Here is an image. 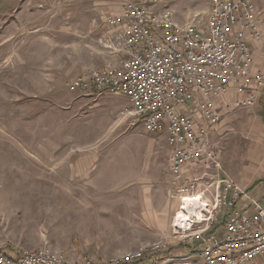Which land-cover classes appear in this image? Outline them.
<instances>
[{
	"label": "rangeland",
	"instance_id": "rangeland-1",
	"mask_svg": "<svg viewBox=\"0 0 264 264\" xmlns=\"http://www.w3.org/2000/svg\"><path fill=\"white\" fill-rule=\"evenodd\" d=\"M127 1L170 6L179 21L207 18L206 0H0V252L48 245L72 260L104 258L171 234L166 134L124 115V94L68 88L104 63L90 20ZM254 118L227 116L221 163L231 174L260 164L247 153ZM254 182L238 183L256 193Z\"/></svg>",
	"mask_w": 264,
	"mask_h": 264
},
{
	"label": "built area",
	"instance_id": "built-area-1",
	"mask_svg": "<svg viewBox=\"0 0 264 264\" xmlns=\"http://www.w3.org/2000/svg\"><path fill=\"white\" fill-rule=\"evenodd\" d=\"M206 1L203 22L179 21L170 6L155 9L147 1H127L120 12L90 20L88 34L104 63L68 83L72 92L128 96L132 108L124 115L166 134L169 197L178 208L200 193L207 201L202 214H191L186 226L173 216L171 234L104 258L72 260L43 245L0 252V264H264V176L251 193L226 173L220 130L227 112L253 107L264 89V70L254 66L248 45L264 33V6Z\"/></svg>",
	"mask_w": 264,
	"mask_h": 264
},
{
	"label": "crops",
	"instance_id": "crops-1",
	"mask_svg": "<svg viewBox=\"0 0 264 264\" xmlns=\"http://www.w3.org/2000/svg\"><path fill=\"white\" fill-rule=\"evenodd\" d=\"M248 45L253 52L254 66L256 68L264 70V33L260 39L250 40L248 42ZM96 62H97V64H102L101 62H103V60L97 59ZM87 66H89V65H87ZM87 66H85V67H87ZM235 110H237V109L230 110L229 112H227L225 114L224 119H223L222 123L220 124L221 132L224 130V125L226 124V119H227L228 114L232 113ZM242 110L253 111V115L255 117L254 121H256V123L253 124L252 126L248 127V130L250 131L248 136H249V138L255 140V143L252 147L247 148V149H249V152H247V153L251 159L260 162V164H257L255 162L256 167H255V165L253 166V168L251 170V171H253L252 173H250L248 171V169H246V168L242 169V171L240 170L241 173L238 175L236 173L231 174L230 170L225 169V171L226 172L229 171V172H227V174L230 177L234 178V180H236L238 182L244 183V182H250L251 181V183H253L254 181H257L258 179H260L261 177L264 176V131H263V128H264L263 127L264 126V89L262 91V94H261L259 101L253 107H251L249 109L243 108ZM245 136H247V135H245ZM259 145H261V146L263 145V151H261V150L258 151L257 148ZM257 171H258V173H256ZM254 175H257L258 177L255 179Z\"/></svg>",
	"mask_w": 264,
	"mask_h": 264
},
{
	"label": "bare ground",
	"instance_id": "bare-ground-1",
	"mask_svg": "<svg viewBox=\"0 0 264 264\" xmlns=\"http://www.w3.org/2000/svg\"><path fill=\"white\" fill-rule=\"evenodd\" d=\"M206 200L200 198V193L197 195H188L182 199L180 206H178L177 212L175 213L174 223L178 225L183 223L186 226L187 221H189L191 214H196L200 216L201 209L206 205Z\"/></svg>",
	"mask_w": 264,
	"mask_h": 264
},
{
	"label": "trees",
	"instance_id": "trees-1",
	"mask_svg": "<svg viewBox=\"0 0 264 264\" xmlns=\"http://www.w3.org/2000/svg\"><path fill=\"white\" fill-rule=\"evenodd\" d=\"M224 217H225V215H222V216L218 219L219 222H217V223L215 224L214 228H219V227L223 224Z\"/></svg>",
	"mask_w": 264,
	"mask_h": 264
}]
</instances>
